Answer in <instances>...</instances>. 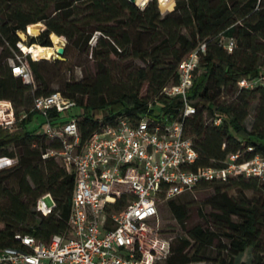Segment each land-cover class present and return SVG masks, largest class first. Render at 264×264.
Returning <instances> with one entry per match:
<instances>
[{
	"label": "trees",
	"instance_id": "1",
	"mask_svg": "<svg viewBox=\"0 0 264 264\" xmlns=\"http://www.w3.org/2000/svg\"><path fill=\"white\" fill-rule=\"evenodd\" d=\"M0 19V101H10L18 119L19 112L27 115L19 121L18 130L0 129V157L14 160L11 167L0 170V251L19 246L20 236L48 243L69 230L76 176L56 155L44 158L60 151L62 143L28 128L36 97L60 92L76 102L66 115L52 112L50 118L77 119L82 144L102 126L115 124L118 117L135 123L152 112L149 104L156 101L161 115L183 119L199 156L194 170L220 166L238 152L245 159L264 157V85L260 82L264 79V0H178L166 14L157 0L143 9L128 0H0ZM39 23L44 30L38 37H29V44L51 47V36L56 35L66 37L67 45L64 60L28 59L35 78L34 85H27L13 75L10 60L20 53V35ZM93 37L96 42L91 48ZM229 39L235 41L232 52L225 48ZM201 43H206V51L188 95L196 113L183 118L181 101L165 99L161 91L178 83L180 63ZM90 49L97 68L104 70L102 77L92 85L75 81L67 82L64 89H51L41 67L57 61L64 66L70 57L89 54ZM124 53L148 65L138 71L132 87L114 98L85 102L92 90L108 84L111 56ZM241 79L259 82L245 89L238 85ZM145 83L149 89L143 94ZM230 96L233 100L227 101ZM256 101L254 127L248 130L245 121ZM216 117L222 118L220 126L213 124ZM202 186L213 187L214 193L206 201L210 209L200 213L198 223H190L189 206L178 201L180 197L167 202L188 237L172 242L165 264H246L237 260L249 248L251 264H264V182L239 178ZM248 191L254 196L247 197ZM45 194H51L56 203L47 217L36 210Z\"/></svg>",
	"mask_w": 264,
	"mask_h": 264
},
{
	"label": "built area",
	"instance_id": "2",
	"mask_svg": "<svg viewBox=\"0 0 264 264\" xmlns=\"http://www.w3.org/2000/svg\"><path fill=\"white\" fill-rule=\"evenodd\" d=\"M33 26L23 33L27 38L35 37L30 32ZM41 26L42 32L44 25ZM56 37L57 41L52 40L56 48L47 47L53 50L51 56L35 54L31 51L34 44H27L22 38L17 44L20 53L16 60H10L13 75L34 85L28 59H61L57 51L65 49L67 38ZM234 47L233 39L225 42L229 52ZM205 51L206 43H201L180 63L178 83L161 91L165 99L181 101L183 118L196 113L188 95ZM258 82L241 79L238 85L251 89ZM158 105L151 102L152 112L141 115L135 123L118 117L115 124L102 126L82 144L77 119L50 118L52 112L66 115L76 107L75 101L60 92L34 99L31 112L46 121L44 134L62 143L60 151H51L44 158L57 155L66 168L75 172L69 230L53 236L48 243L33 236H20L19 246L0 251V264H165L171 255L172 240L162 235L163 204L203 184L239 178L264 182V157L259 155L245 159L238 152L229 155L220 166L194 170L199 156L186 134L183 119L171 120L161 115ZM26 117L24 114L18 119L13 104L0 101V129L16 131L19 121ZM221 123V117L213 120L215 126ZM13 164L14 160L0 157V170ZM55 208L51 194L37 201L36 210L43 216L51 215Z\"/></svg>",
	"mask_w": 264,
	"mask_h": 264
},
{
	"label": "rangeland",
	"instance_id": "3",
	"mask_svg": "<svg viewBox=\"0 0 264 264\" xmlns=\"http://www.w3.org/2000/svg\"><path fill=\"white\" fill-rule=\"evenodd\" d=\"M153 0H149L151 2ZM178 0H174L172 4L173 7L170 9H162V4L160 0H157L159 9L162 14H166L172 12L177 5ZM147 3V4H148ZM146 7V4H144ZM144 5L137 4L141 9L145 8ZM40 24V23H39ZM43 25V24H40ZM42 28V26H41ZM41 28L38 33L35 34V37H38L41 32ZM32 34V30L30 29ZM34 35V34H33ZM54 36V35H53ZM52 36V40L54 37ZM21 39L24 38L26 43H30V38H27L24 34L20 35ZM98 37V34L95 36ZM96 42V38L94 37L89 42V46L91 48L94 47ZM39 45V44H36ZM42 46V45H39ZM56 48L55 46H52ZM65 53V50H64ZM63 53V54H64ZM61 60H64L63 55H59ZM148 65L139 59L133 58V56L124 53L121 55H112L110 59V63L108 64L109 71V82L106 85L99 87L96 90H92L91 96H85L84 101L87 102L89 98L92 99H110L120 95L122 92L129 90L132 87V83L134 80L139 78L138 71L141 69H145ZM43 73L47 74L50 81V88L55 90L64 89L65 84L67 82H75L82 81L86 84H94L96 83L100 77H102V72L97 68V64L94 62L92 58V50L90 49L89 54L77 53L73 57H70L68 62L62 66L60 63H48L41 67ZM202 72V69L198 71V74ZM35 78V76H34ZM261 84L264 85V79H262ZM38 85L35 83V88ZM148 84L145 83L142 87L141 93L146 94L148 92ZM233 98L230 96L227 98V101H232ZM258 108V101L252 104V107L249 111V116L245 121V125L248 130H252L255 123V116ZM22 111V109H20ZM20 115H23L24 112H19ZM207 118V116H205ZM44 118L39 114H35L33 116V120L28 124V128L30 130H38L43 131V122ZM19 128V127H18ZM55 158L62 165L61 160L56 155ZM214 193L213 187L202 186L194 191L181 196L178 198V201L187 203L190 209V223H198L200 222V213L204 210H209L210 208L206 206L207 199ZM230 194L237 196V192L235 190H230ZM247 197H253L254 193L251 191L246 192ZM36 211V210H35ZM38 219V217L36 218ZM160 219H161V229L162 235L168 237L175 243L178 239L187 238L186 232L182 229V227L175 220L173 215L171 214L167 203L163 204L160 208ZM3 228V225H0V229ZM252 249L249 248L242 257H240L237 262L238 263H246L251 264L252 262Z\"/></svg>",
	"mask_w": 264,
	"mask_h": 264
},
{
	"label": "bare ground",
	"instance_id": "4",
	"mask_svg": "<svg viewBox=\"0 0 264 264\" xmlns=\"http://www.w3.org/2000/svg\"><path fill=\"white\" fill-rule=\"evenodd\" d=\"M149 0H138L137 1V4H141V5H144L148 3ZM161 4H162V9H170L172 6V4L174 3V0H160ZM145 7V5H144ZM141 8V7H140ZM41 28V25L40 24H36L35 26H33L31 28L32 30V34H36L38 33V31L40 30ZM54 40L57 41V37L54 35ZM24 49L27 51L28 48L27 46L24 47ZM31 51L34 52L35 54H38V55H53V50L51 48H47V47H43V46H39V45H36L34 44L32 47H31Z\"/></svg>",
	"mask_w": 264,
	"mask_h": 264
},
{
	"label": "water",
	"instance_id": "5",
	"mask_svg": "<svg viewBox=\"0 0 264 264\" xmlns=\"http://www.w3.org/2000/svg\"><path fill=\"white\" fill-rule=\"evenodd\" d=\"M131 4H134V5H137V1L138 0H128ZM64 48H60V49H58V51H57V53L59 54V55H63V53H64Z\"/></svg>",
	"mask_w": 264,
	"mask_h": 264
}]
</instances>
